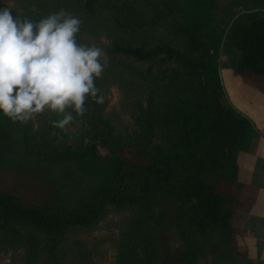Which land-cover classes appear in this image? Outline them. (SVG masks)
Instances as JSON below:
<instances>
[{
	"label": "trees",
	"instance_id": "16d2710c",
	"mask_svg": "<svg viewBox=\"0 0 264 264\" xmlns=\"http://www.w3.org/2000/svg\"><path fill=\"white\" fill-rule=\"evenodd\" d=\"M195 1L206 14L165 0H0L34 21L60 9L74 14L82 21L78 42L102 48L107 59L96 80L104 103L89 98L73 131L55 127L53 113L27 123L0 113V138L4 123L13 125L33 158L111 160L72 205L25 200L0 184V242L22 249L28 264H65L73 231L121 212L110 238L113 264H196L235 247L230 263L246 259L238 238L246 236L254 196L238 178L236 152L249 122L227 102L219 76L222 28L214 12L223 0ZM227 36L239 51L233 73L264 89V13L241 14ZM111 85L130 116L121 128L106 114Z\"/></svg>",
	"mask_w": 264,
	"mask_h": 264
},
{
	"label": "rangeland",
	"instance_id": "374dc122",
	"mask_svg": "<svg viewBox=\"0 0 264 264\" xmlns=\"http://www.w3.org/2000/svg\"><path fill=\"white\" fill-rule=\"evenodd\" d=\"M171 7L186 11L190 15L206 14L202 3L195 0H165ZM205 1V0H204ZM206 2V1H205ZM262 5V6H261ZM264 8L262 0H223L221 9L215 10L214 17L219 19L224 38V45H229V39L224 30L232 23V18L242 10ZM219 24V23H218ZM226 49L223 68L236 64L239 51L236 48ZM224 55L219 59H223ZM108 103L106 114L113 119L118 128L130 123L129 113L123 108L119 90L111 85L107 93ZM73 131L72 126H67ZM20 133L8 123H4L0 138V184L8 185L14 193L25 200L49 199L61 204L72 205L83 198L96 184L97 178L111 164V160L86 158L79 164L69 161H48L33 158L24 153L20 144ZM103 156H109L101 149ZM126 212L105 215L93 227L78 228L69 235L65 264H113L114 246L111 237L115 236L119 224ZM247 233L238 238L246 250V259L236 264H264V257L259 258L256 222L247 223ZM170 242L176 244L174 234H169ZM239 253L238 247L224 250L217 255H205L197 259L196 264H231L232 258ZM0 264H28L25 262L22 249H14L0 242ZM235 264V263H234Z\"/></svg>",
	"mask_w": 264,
	"mask_h": 264
},
{
	"label": "clouds",
	"instance_id": "9594fccd",
	"mask_svg": "<svg viewBox=\"0 0 264 264\" xmlns=\"http://www.w3.org/2000/svg\"><path fill=\"white\" fill-rule=\"evenodd\" d=\"M81 25L64 9L34 21L10 3L0 7V113L20 123L53 113L60 117L53 125L65 129L89 98L104 103L96 80L107 59L102 48L78 42Z\"/></svg>",
	"mask_w": 264,
	"mask_h": 264
},
{
	"label": "crops",
	"instance_id": "0c3cea01",
	"mask_svg": "<svg viewBox=\"0 0 264 264\" xmlns=\"http://www.w3.org/2000/svg\"><path fill=\"white\" fill-rule=\"evenodd\" d=\"M264 2V0H262ZM262 6V5H261ZM245 12H262L264 8H251L242 10L240 14H235L234 21L238 16ZM232 21V23H233ZM231 23V24H232ZM231 26V25H230ZM227 27L223 35L229 30ZM224 38L220 40L218 47V71L222 84V89L227 102L244 116L249 122L248 132L242 142V145L236 152V162L239 166L238 178L241 182L248 184L253 194V205L250 214L247 216L244 225L250 221L256 222L258 226L257 239L259 258L264 257V89H260L250 84L244 77L234 74L233 65H227L223 68L226 49L231 43L224 45ZM225 50V52H224ZM224 55L223 59H219ZM245 242V241H244ZM243 242V243H244ZM261 258V259H262Z\"/></svg>",
	"mask_w": 264,
	"mask_h": 264
}]
</instances>
